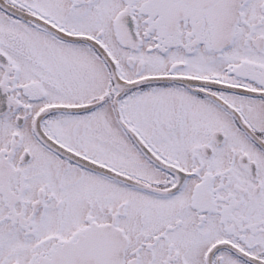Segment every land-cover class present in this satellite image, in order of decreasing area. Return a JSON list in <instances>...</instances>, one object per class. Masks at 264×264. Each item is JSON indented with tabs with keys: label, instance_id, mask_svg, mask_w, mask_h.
I'll return each instance as SVG.
<instances>
[{
	"label": "snow or ice",
	"instance_id": "snow-or-ice-1",
	"mask_svg": "<svg viewBox=\"0 0 264 264\" xmlns=\"http://www.w3.org/2000/svg\"><path fill=\"white\" fill-rule=\"evenodd\" d=\"M0 264H264V0H0Z\"/></svg>",
	"mask_w": 264,
	"mask_h": 264
}]
</instances>
